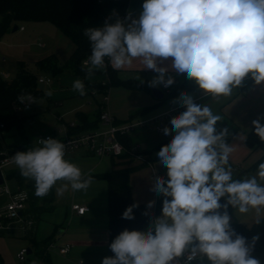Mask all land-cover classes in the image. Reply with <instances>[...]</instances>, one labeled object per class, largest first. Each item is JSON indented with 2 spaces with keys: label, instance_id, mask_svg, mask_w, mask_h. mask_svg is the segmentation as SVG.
Here are the masks:
<instances>
[{
  "label": "clouds",
  "instance_id": "obj_1",
  "mask_svg": "<svg viewBox=\"0 0 264 264\" xmlns=\"http://www.w3.org/2000/svg\"><path fill=\"white\" fill-rule=\"evenodd\" d=\"M83 34L90 43L83 62L88 78L108 65L121 70L139 61L157 74L149 87L172 86L175 79L169 73L174 71L216 103L231 97L246 78L264 85V0H143L137 13L109 17ZM165 61L170 63L161 66ZM73 89L85 95L80 79ZM19 99L23 103L26 98ZM174 103L184 110L171 118V128H163L172 139L156 153L167 178L157 175L151 189L164 198L161 214L144 230L120 232L109 245L114 255L102 264H202L205 258L208 264H262L254 255L260 234L251 239L238 234L228 209L254 211L255 223H264V162L254 175L234 176L229 130L216 127L222 117L209 103H195L187 91ZM262 120L264 115L252 121V131L264 143ZM37 141L39 146L11 157L21 176L34 181L36 196H46L58 181L64 182L59 194L91 185V174L85 176L65 158L63 142ZM135 207H128L123 218L133 219Z\"/></svg>",
  "mask_w": 264,
  "mask_h": 264
},
{
  "label": "rangeland",
  "instance_id": "obj_2",
  "mask_svg": "<svg viewBox=\"0 0 264 264\" xmlns=\"http://www.w3.org/2000/svg\"><path fill=\"white\" fill-rule=\"evenodd\" d=\"M129 0H126V2ZM16 26L23 27L22 31H8L0 37V79L10 81L15 77L16 73L22 67L36 78H49L51 83L43 87L40 95L33 99L34 103L26 110H19V114L35 115L37 121L33 120L25 127V136L32 141L36 135L55 131L57 136H61L57 129H62L64 126L78 122V114L95 113L98 110L96 101L99 103L101 96L96 94V101L88 95H74L78 91L73 89L74 79H72V70L68 71L65 67L68 64L73 44L64 37L61 32L51 23L47 21H23L18 22ZM53 56L55 63L62 71L53 74L51 71L41 70L37 63L39 60ZM72 74V75H71ZM74 76V75H73ZM108 90L107 105L109 113L112 116L110 108V90ZM155 89V88H154ZM157 90V89H156ZM51 93V95H49ZM74 95V96H71ZM56 126V127H55ZM141 129V130H140ZM98 132L107 130L106 126L98 124L95 129ZM148 131V130H147ZM146 130L142 128L128 132L129 138L145 135ZM134 139V138H133ZM7 142H13L17 146L21 145L20 137L14 136L6 138ZM142 151V160L132 159L125 166H131L133 169L129 176L131 186V196L135 203L144 204L148 213H154L153 204L155 192L152 191L154 181L151 179L153 170L161 173L162 176L167 174V169L158 164V160H151L146 152L147 146L141 142H135ZM82 152V151H79ZM68 156L66 159L80 157V153ZM262 151L256 149L250 153L244 160L239 162H230L231 166H237V173H243L242 176L254 175L256 171L249 170L262 158ZM84 158L94 159L98 161L100 158L96 156H86ZM103 160H110V157H102ZM101 159V160H102ZM264 162V161H263ZM75 164V163H74ZM81 170L90 169L93 167L90 161L77 163ZM86 169H84L85 167ZM11 171H18L15 164L8 166L5 169V175ZM236 172V171H235ZM103 181L93 178L91 185L86 190L74 191L70 187L62 194L57 192V188L63 184V181H58L53 187L54 205L52 209L43 210L39 214L38 239L36 244L42 245L47 249L52 264H72L69 260L57 255L60 247L59 238L61 234L58 232L67 229L69 226L70 214L66 213L74 204L82 205L88 200H94L103 195ZM105 184V182H104ZM4 185L11 191L18 190L17 183L14 178H5ZM105 186V185H104ZM107 194V189L105 195ZM107 197V196H106ZM9 198L7 195H0V210L7 204ZM152 207H148L149 203ZM161 214V213H160ZM158 214L157 216H159ZM231 222L243 224L247 227L251 226L256 219L254 211L248 214H240L231 212ZM264 215L261 212L260 217ZM33 219V218H32ZM9 231L0 233V256L3 264H34L33 254H27L24 261L17 259V253L20 249H30L33 253V244H31L24 236L23 217L21 219H13L9 222ZM55 225V226H54ZM73 228L80 227L77 224H72ZM72 228V229H73ZM191 264H201V261L196 260ZM202 264H208L206 258Z\"/></svg>",
  "mask_w": 264,
  "mask_h": 264
},
{
  "label": "trees",
  "instance_id": "obj_3",
  "mask_svg": "<svg viewBox=\"0 0 264 264\" xmlns=\"http://www.w3.org/2000/svg\"><path fill=\"white\" fill-rule=\"evenodd\" d=\"M126 0L113 2L99 0H0V37L11 31L18 23L23 21H47L53 24L61 34L68 38L73 44V51L65 67L72 70L74 76H85L81 62L90 55V43L84 30L88 27L101 26L106 19L115 16L119 18L126 12ZM18 28V27H17ZM41 70L51 71L53 74L60 73L62 68L55 63L53 56L39 60L37 63ZM100 79L92 83H86L87 87L96 91V94L105 93L113 86H121L127 89H139L141 87L135 81H120L114 76L111 67H107L105 72L97 71ZM106 73V78L103 75ZM101 79H106V85L100 84ZM37 78L24 68H20L15 77L10 81L0 79V159L4 151L14 154L23 145L29 144L25 134V127L33 120L32 115L19 114L15 104L19 102V97L31 95L37 98L41 91L37 88ZM97 106L99 103L97 102ZM78 123L75 124L72 132L80 133L94 130L98 126L99 108L92 115L78 114ZM19 136L22 142L17 146L13 142H7L6 138ZM119 140L128 149L133 144L129 141L128 135L120 136ZM166 141L163 145L169 143ZM245 144L249 149H260L263 152L262 158L249 170L256 171L259 163L264 161V143H262L253 131L246 135ZM118 158L131 159L128 154H123ZM132 167L116 168L102 175L107 182V210H108V247L114 238L123 230H144L150 220L161 213L163 196L155 193L154 214L147 215L143 204H136L132 200L129 175ZM5 178H14L18 189L25 190L28 195L27 206L24 213L36 219L45 209H51L53 203V188L44 197L35 195L34 181L21 176L18 171H11ZM167 178V177H165ZM223 204V199L221 200ZM134 218L129 220L123 218L124 211L132 206ZM233 210L229 207L228 212ZM264 221V215L260 217ZM232 227L238 234L251 239L253 235L260 234V240L256 244L254 255L259 257L264 264V223L257 225L255 221L247 227L243 224L231 222ZM31 228L25 232V236L30 242L33 241ZM37 264H52L46 248L40 245L33 252ZM109 255L113 256L109 247ZM0 264H3L0 256Z\"/></svg>",
  "mask_w": 264,
  "mask_h": 264
},
{
  "label": "crops",
  "instance_id": "obj_4",
  "mask_svg": "<svg viewBox=\"0 0 264 264\" xmlns=\"http://www.w3.org/2000/svg\"><path fill=\"white\" fill-rule=\"evenodd\" d=\"M142 3L143 0L127 1L126 14H128L129 11L133 12V14L140 11ZM169 63L170 61H165L164 65L161 66H166ZM111 69L113 70L114 76L117 80L135 81L141 85L139 89H127L121 86H113L114 89L110 90V108L115 124L123 125L125 123L137 120L146 121L168 112L173 108L182 106L174 103V101L181 92L187 91L193 95L194 101H196L197 104L209 103L213 109V112L222 117V120L217 123L216 127L218 131L225 127H227L229 130V135L226 137V140L229 144H232L234 149L230 157V162L242 161L250 153L256 150L249 149L245 144V139L247 133L252 130V121L257 119V117L264 115V85H255L250 78H246L242 82V85L238 89L234 90L231 97L221 98L220 102L216 103L215 101L208 100V98L202 93L201 90L198 89L194 83L186 80L184 75L177 76L174 71H170L169 74L174 77L175 83L172 86L163 89L162 84L156 87H149L148 82L151 81L157 74L152 70L143 69V65L140 64L139 61H134L132 66L125 67L121 70H114L112 67ZM72 77L74 81L80 79L85 86V95L90 96L96 101V94L92 93V90L87 87L86 83L98 81L100 79L98 73H95L90 78L87 77V74L85 76L72 75ZM154 88L163 93L162 99H157L153 96L152 90ZM74 95H80V93L77 92ZM180 112L181 111L175 112L172 117L178 115ZM93 114L94 113H88L85 115L92 116ZM171 118L166 124V126L169 128H171ZM34 121H37L35 115H33V122ZM261 123H264V120H262ZM141 128L142 130H146L145 135H141L136 138L133 137L134 139L129 138L128 136L129 141L132 144L142 141L147 146L146 152L149 154L150 159L152 161L158 160L159 158L156 153L159 152L163 146V143L172 139V136H165L163 132H157L151 125H146ZM79 153L81 155L80 157L73 158L69 161L75 164L90 161L91 164H93V167L86 169L84 166V169L86 170H83L82 172L85 176L91 174L93 178L103 181V184H101L103 185V195L94 200L92 199L84 202L82 205L86 206L88 211L83 215L75 214L71 210V207L69 210L66 209V213L70 214L69 226L67 229L58 232V234H61V237L59 238L60 246L65 243H69L70 250L65 255H61L58 252L57 255L65 258L67 261L69 260L72 264H77L79 260L83 261L85 264H102L104 257H110L108 247L107 194L105 195L107 182L104 180L102 175L116 168L131 167L128 165L125 166L127 162L131 161V159L110 157V160H103L100 158L98 161H96L94 159L82 157L83 155L93 156L91 154L83 151ZM233 173L235 174L237 171H233ZM159 175L162 174L159 173ZM242 175L243 173L241 172V176ZM165 177H167V175H165ZM52 194L54 203V192H52ZM53 203L52 206L54 205ZM154 205L155 198L153 210ZM146 214L153 215L154 213L151 214L146 211ZM23 215L31 217L26 213H23ZM32 220L33 225L31 226L30 231L34 242H30L25 234L24 236L31 244H33L34 252L40 246L35 242V239L39 234V216L36 219L33 218ZM74 223L80 227H77V229L73 228L72 224ZM39 238H41L40 235L38 239ZM26 250H29V254H33L30 249ZM33 262L34 264H37L35 258L33 259Z\"/></svg>",
  "mask_w": 264,
  "mask_h": 264
},
{
  "label": "built area",
  "instance_id": "obj_5",
  "mask_svg": "<svg viewBox=\"0 0 264 264\" xmlns=\"http://www.w3.org/2000/svg\"><path fill=\"white\" fill-rule=\"evenodd\" d=\"M99 1H108V0H99ZM113 2L119 0H111ZM127 16L126 12L120 17L124 19ZM18 31H22L23 27L17 28ZM88 58V57H87ZM83 59L81 65L83 67V62L87 59ZM108 65L107 67H109ZM105 72V70H101ZM103 77H107L106 73ZM107 80L101 79L100 84L102 86L106 85ZM37 85L42 84L43 87L47 86L51 83L49 78L38 77L36 80ZM163 89H166L162 86ZM93 94H96V91H92ZM108 91L105 93H101V99L99 102V125L106 126L107 130L98 132L95 129L84 131L80 133L72 132L75 124L71 123L70 125L64 126L62 129H57V132L61 134V136H57L54 130L48 133H43L40 135H36L29 144L23 145L17 152L19 151H27L29 148L39 146L38 139H47L54 138L58 139L66 145L65 149V157L71 156L79 151L86 152L93 156L102 158V157H113L117 158L123 154H128L130 158L137 159L139 161L142 160V151L138 145L133 144L130 148H126L121 141L119 140L120 136L127 135L129 131H133L140 127H144L146 125H151L157 132H163V128L166 126L167 121L173 116L175 112L182 111L183 106H179L177 108H173L168 112H165L159 116L151 118L146 121H133L128 122L123 125H117L114 122L113 116L110 115L107 100H108ZM31 97V100L27 99ZM25 101L22 103L20 100L14 106L17 110H26L31 103L33 102V97L31 95L25 96ZM196 103V101H194ZM30 103V104H26ZM56 127V126H55ZM15 155L10 154L6 151L2 153V157L0 159V174L3 180V183L0 185V195L5 194L8 196L9 200L7 204L0 210V233L9 231V222L13 219H21L23 217L24 224V232L31 228L33 225V220L31 217L23 215L26 210L28 195L25 190H17L16 192H11L5 185V169L14 164L11 161V157ZM233 171H237V166H232ZM159 175V173L153 170V174L151 179L155 181V177ZM71 210L77 215H83L88 211V208L83 205L74 204L71 206ZM47 250V249H46ZM70 250V244L65 243L59 247L58 253L61 255H65ZM187 254V253H186ZM185 254V255H186ZM27 255L26 249H20L17 253V259L19 261H24L25 256ZM183 258H181V261ZM192 263V262H191ZM77 264H85L83 261L79 260Z\"/></svg>",
  "mask_w": 264,
  "mask_h": 264
},
{
  "label": "water",
  "instance_id": "obj_6",
  "mask_svg": "<svg viewBox=\"0 0 264 264\" xmlns=\"http://www.w3.org/2000/svg\"><path fill=\"white\" fill-rule=\"evenodd\" d=\"M17 30V26L15 25L13 28H12V32L16 31ZM37 88L42 91L43 90V85L42 84H38L37 85ZM152 94L155 98L157 99H162L163 98V93L159 90H156V89H153L152 90ZM238 176H241V173L238 174ZM3 183V180L1 178V174H0V185ZM29 250H27V254H29Z\"/></svg>",
  "mask_w": 264,
  "mask_h": 264
}]
</instances>
